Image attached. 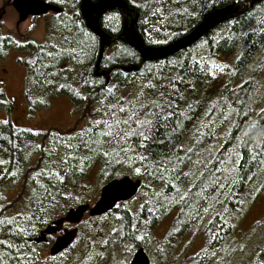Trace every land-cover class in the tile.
I'll return each instance as SVG.
<instances>
[{"label": "trees", "instance_id": "trees-1", "mask_svg": "<svg viewBox=\"0 0 264 264\" xmlns=\"http://www.w3.org/2000/svg\"><path fill=\"white\" fill-rule=\"evenodd\" d=\"M244 1L155 0L139 12L136 30L147 46H160L143 37L145 24L168 31L166 44L215 9ZM69 6L65 12L72 17L78 1ZM77 18L72 33L65 24L56 31L73 42L78 63L70 73L62 68L71 60L64 48L0 37V59L11 50L19 54L30 105L42 109L64 97L81 124L39 133L0 122V264H37L30 240L126 176L140 182L136 196L103 216L88 217L110 218L109 243L125 244L130 253L150 252L154 232L170 219L164 242L200 240V248L180 264H232L239 255L237 264H264V231L260 246L245 251L234 230L246 189L262 187L264 180V1L163 60L141 62L131 48L113 43L99 64L100 71L113 68L103 77L94 76L95 37ZM131 64L139 70L118 68ZM135 200L133 208L127 206ZM66 251L50 264H83L59 261ZM155 251L167 259L161 246Z\"/></svg>", "mask_w": 264, "mask_h": 264}, {"label": "rangeland", "instance_id": "rangeland-1", "mask_svg": "<svg viewBox=\"0 0 264 264\" xmlns=\"http://www.w3.org/2000/svg\"><path fill=\"white\" fill-rule=\"evenodd\" d=\"M133 1L142 8V12L148 9L145 7L147 0ZM142 32L143 37L155 45H163L169 38L168 31L157 30L154 22L145 24ZM8 35L16 36L18 39L23 36H30L41 41L40 23H19L17 14L12 9L10 2L0 0V36L6 37ZM69 42L72 45L67 47L68 49L62 43L60 47L64 48V51L68 53L67 57L71 59L69 62H63L64 65H62V68L70 73L73 71L71 67H74L78 60L75 58L72 40L70 39ZM18 57L17 51L11 50L0 59V79H4L3 84L0 81V122H12L22 131L39 133L50 130L65 132L80 126L81 124L72 115L69 102L64 97L51 99L42 109L39 106L38 108L36 103L30 105L26 100L25 69L18 63ZM3 70L7 71L6 75L2 73ZM30 91L36 94L33 89ZM12 98L13 100H11ZM262 178L264 179V177ZM101 188L97 192H93L95 188L92 189L96 199L88 205H93L97 201ZM244 195L247 196V199L240 215L234 221V230L240 231V242L245 245L246 251L248 248L260 246L261 235L264 231V180L262 187L251 184ZM138 202L139 200H135L127 206L133 208ZM67 211L54 218L51 223L63 217ZM88 219L87 214H85L76 226L63 223L59 232L48 236L46 244L35 248L39 253L37 264H50L53 258L49 255V249L54 240L73 228L77 229L78 236L74 245L61 256L59 261L71 262L76 259L78 263L82 262L83 264H129L134 251L130 253L125 244L108 242V234L112 229L110 218L107 217L100 221H89ZM169 222L170 219H167L161 228L154 232L151 250L146 252L150 264H180L200 248V240H194L192 237H187L181 241L164 242L163 237L168 231ZM158 246L165 250L163 256L167 257L166 260L165 258L162 260L156 253L155 249ZM241 259H243V255H239L232 264H237Z\"/></svg>", "mask_w": 264, "mask_h": 264}, {"label": "water", "instance_id": "water-1", "mask_svg": "<svg viewBox=\"0 0 264 264\" xmlns=\"http://www.w3.org/2000/svg\"><path fill=\"white\" fill-rule=\"evenodd\" d=\"M262 1L264 0H245L242 3L233 2L220 9H215L187 34L164 45L154 47L147 46L141 35L134 28L133 23L136 22L137 16H135L129 27L124 25L121 36L119 37L112 38L101 29L99 19L110 10H122L125 19L128 8L123 0H97L96 3H91L90 0H81L79 10L85 27L99 41L94 76L103 77L109 75L112 71L113 68L99 71V64L105 48L117 39H120L122 43L131 48L140 57L141 62L163 60L175 55L179 51L185 50L205 36L210 30L222 23L236 19L248 11L253 5ZM12 7L17 14L19 23L25 21L28 16H39L45 14L49 10L55 12L61 11L59 8L45 5L40 0H13ZM118 68L125 73H133L139 70L140 65L131 64ZM106 82H108V77L106 78ZM139 186V181L132 180L129 177H123L108 182L101 188L99 197L93 205L84 204L68 210L63 217L46 226L39 235L33 239V242L37 245L45 243L47 241L46 236L59 232L63 223L76 226L81 222L85 214L90 218H96L107 214L112 211L117 204L126 203L133 199L138 192ZM77 234V229L73 228L64 232L61 236H58L49 249L50 257H55L67 250L76 240ZM129 264H150V260L144 249L139 248L133 253Z\"/></svg>", "mask_w": 264, "mask_h": 264}, {"label": "flooded vegetation", "instance_id": "flooded-vegetation-1", "mask_svg": "<svg viewBox=\"0 0 264 264\" xmlns=\"http://www.w3.org/2000/svg\"><path fill=\"white\" fill-rule=\"evenodd\" d=\"M5 1L10 2L11 7H12V1L13 0H5ZM40 1L43 2L45 5L59 8V9H61V11L60 12H55L53 10H49L45 14H42V15H39V16H35V17L28 16L25 19V21H23V22H27V23H31V24L38 23V22L40 23L41 41H37V40L33 39L30 36H28V37L27 36H23L22 38H24V39H28V38L33 39V40H35L36 43H38L40 45V47L49 48V49H52V50L61 48L60 47L61 43L65 44L66 48L69 47L70 45H72L69 42V40H66V38L58 37L56 31H57L59 25L65 24V25L69 26V28H70V30L67 31V32L72 33V31L75 28L74 22L72 21V18H74V15H76L78 17L77 18V23L82 24L84 29H86L84 21H83V19L81 17V14H80V10H79V6H80L81 0H77L78 1V12L73 14L72 17H71L70 11L67 10L65 12L66 8L70 7L69 5H71L72 0H40ZM90 1H91V3H96L97 2V0H90ZM123 1L126 3L127 8H128V12H127V14L125 16V19H124V12L122 10H120V9L110 10V11L106 12L105 14H103L100 17V19H99V24H100L101 29L105 33L110 35L112 38H116V37L121 36V32L123 31L124 25L129 27L130 24L132 23V21L134 20L135 16H137V20H136L135 23H133V26L136 29L137 28V23H138V20H139V12L143 11L142 8H139L140 7L139 5L134 3L133 0H123ZM150 2H152V0H147L146 1V3H145L146 9H147V6H148V4ZM12 9H13V7H12ZM61 14L64 15V18H62L61 21H60L59 20V16ZM86 31H88V30L86 29ZM22 38L21 39L19 38V39L20 40H24ZM95 42H96V44L98 46V49H99V41H98V39L96 37H95ZM118 42L122 43V41L120 39H117L113 43H118ZM113 43H111V44H113ZM2 73L4 75H6L7 71L3 70ZM0 81L3 84L4 79H0ZM11 100H13V98ZM46 238H49V237L46 236ZM29 242L33 243V240L32 241L30 240ZM46 243H47V241L45 243H42V244H39V245L35 244V245H36V248H37V247H40V246H42V245H44Z\"/></svg>", "mask_w": 264, "mask_h": 264}, {"label": "snow or ice", "instance_id": "snow-or-ice-1", "mask_svg": "<svg viewBox=\"0 0 264 264\" xmlns=\"http://www.w3.org/2000/svg\"><path fill=\"white\" fill-rule=\"evenodd\" d=\"M133 119V117H128V120L131 121ZM143 123H148L147 120L143 121ZM137 131H139V126H137V128L135 130H133V134H135ZM146 138V137H145Z\"/></svg>", "mask_w": 264, "mask_h": 264}, {"label": "bare ground", "instance_id": "bare-ground-1", "mask_svg": "<svg viewBox=\"0 0 264 264\" xmlns=\"http://www.w3.org/2000/svg\"><path fill=\"white\" fill-rule=\"evenodd\" d=\"M144 6V5H143ZM148 7H150V6H148ZM140 8V7H139ZM138 10V9H137ZM152 15V14H151ZM142 16V15H141ZM175 24V23H174ZM164 26V25H163ZM118 49V48H117ZM115 52V51H114ZM65 54V53H64ZM63 54V55H64ZM130 55V54H129ZM64 58V57H63ZM62 58V59H63ZM66 59V58H65ZM111 60V59H110ZM61 61V60H60ZM58 62V61H57ZM120 67V66H119ZM43 69V68H42ZM54 69V68H53ZM121 71V70H120ZM76 76V75H75ZM141 77V76H140ZM51 80V79H50ZM58 81V80H57ZM51 83V82H50ZM53 83V82H52ZM60 83V82H59ZM93 83V82H92ZM61 85V84H60ZM54 86V85H53ZM137 87V86H136ZM89 88V87H88ZM78 90V89H77ZM216 102V101H215ZM249 102V101H248ZM250 107V106H249ZM209 113V112H208ZM263 125V124H262ZM187 134V133H186ZM137 155V154H136ZM132 159V158H131ZM131 161V160H130ZM9 173V172H8ZM165 207V206H164Z\"/></svg>", "mask_w": 264, "mask_h": 264}]
</instances>
